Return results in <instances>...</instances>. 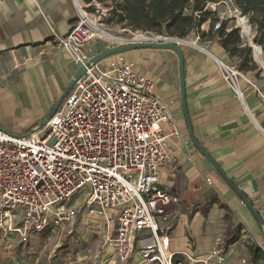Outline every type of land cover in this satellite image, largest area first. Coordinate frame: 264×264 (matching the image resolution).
<instances>
[{"label": "crops", "instance_id": "obj_1", "mask_svg": "<svg viewBox=\"0 0 264 264\" xmlns=\"http://www.w3.org/2000/svg\"><path fill=\"white\" fill-rule=\"evenodd\" d=\"M77 9L73 0H0V128L3 130L22 135L34 129L78 70L68 51L54 46V38L66 34L73 20H77ZM183 42L190 43L181 45L190 128L224 176L192 143L180 99L175 52L168 48H137L121 53L133 64L136 73L152 80L154 93L167 104L173 116V121L162 125L167 135L168 162L159 173L161 185L177 197L168 233L170 248L174 250L173 261L214 264L208 254L221 244L225 254L222 264H261L264 259L252 258V251L264 253L263 228L225 178L246 195L264 221V54L256 53L259 71H239L234 89L219 69L218 61L235 64L218 37L196 45L189 38ZM113 45L92 38L83 50L93 57ZM173 128L180 137L172 133ZM206 178L211 180L210 185ZM226 210L229 220L224 218ZM113 214L114 211L108 212L109 217ZM84 222H87L85 229ZM75 223L78 242L60 233L61 239L74 245L57 243L56 259L47 256L41 263L92 264L102 256L101 264H151L143 261L138 252L128 261L119 262L109 247L101 248L98 235L105 230L104 218H90L84 211ZM228 226L233 229L234 237L225 244ZM112 229L109 226L106 232ZM45 231L32 235L25 245L18 243L19 254L26 258L31 246L42 240L40 236L45 237ZM83 245L85 249L80 250ZM11 247L8 245L7 249ZM188 253L190 258L185 256Z\"/></svg>", "mask_w": 264, "mask_h": 264}, {"label": "built area", "instance_id": "obj_2", "mask_svg": "<svg viewBox=\"0 0 264 264\" xmlns=\"http://www.w3.org/2000/svg\"><path fill=\"white\" fill-rule=\"evenodd\" d=\"M204 10L214 16L202 22L208 26L205 32L211 27L218 37L221 28L237 29L249 38V14L235 0L209 1ZM94 35L77 17L66 34L54 38V46L66 49L85 71L45 125L22 135L0 128V231L8 240L14 233L23 245L44 230L78 242L75 221L85 211L90 218H104L105 230L98 235L101 248L109 247L119 262L138 252L151 264H175L168 233L177 197L159 181L168 162L162 125L173 116L154 93L152 80L136 73L121 53L86 66L91 57L83 48ZM186 37L151 33L128 40L181 46L190 44L183 42ZM198 38L196 33L191 44ZM218 65L235 89L239 70L223 61ZM172 133L180 137L176 128ZM206 183L211 180L206 178ZM109 211H114L112 217ZM108 225L112 232H106ZM185 256L190 258L189 253ZM208 257L222 264L224 247L217 244ZM102 261L100 256L92 264Z\"/></svg>", "mask_w": 264, "mask_h": 264}, {"label": "trees", "instance_id": "obj_3", "mask_svg": "<svg viewBox=\"0 0 264 264\" xmlns=\"http://www.w3.org/2000/svg\"><path fill=\"white\" fill-rule=\"evenodd\" d=\"M209 1L215 0H110L108 10L115 23L126 22L133 29L140 28L146 31L165 32L174 37H184L193 28H198L199 23L208 19L212 21L214 16L204 10V6ZM244 13L249 14V22L255 25L260 34L253 42L260 45L264 51V0H235ZM195 11L198 12L195 14ZM108 19V20H110ZM74 22V20H73ZM207 34L211 33V27ZM218 41L223 50L234 57L245 55L236 69L239 71H254L256 66L252 64L246 52L250 47L243 46L244 40L238 34L237 29L226 31L221 28L217 31ZM202 35L205 34L202 32ZM213 34L210 36L213 38ZM208 41V40H207ZM224 218L229 220L228 210L224 213ZM223 242L231 243L234 237L233 229L226 228ZM258 256L264 258V253L256 250L252 251V258Z\"/></svg>", "mask_w": 264, "mask_h": 264}, {"label": "rangeland", "instance_id": "obj_4", "mask_svg": "<svg viewBox=\"0 0 264 264\" xmlns=\"http://www.w3.org/2000/svg\"><path fill=\"white\" fill-rule=\"evenodd\" d=\"M77 4V15L79 18L82 16L80 15L79 9L83 10L85 12L86 18H83L85 22L90 26V28L95 32L94 39L95 38H100L101 40L105 42H109L110 44H115L116 43H121L123 40H128L132 39L136 36L144 37L146 35H150L151 33L154 34H161V35H166L167 33L162 32H156V31H146L140 28L133 29L130 26L126 24V22H121V23H115L114 18L110 19L112 15H110V12L108 11L110 7L108 6L110 3V0H75L74 2ZM88 16V17H87ZM88 21H87V20ZM110 19V20H108ZM251 24V23H250ZM96 26L99 29H102L104 31H108L112 35L118 37L119 40L117 39H112L109 37H105L101 33H99L95 28L92 26ZM198 28H193L187 35V39L195 40V34H199V38L196 40L197 42H204L207 40L212 39L210 36L212 35L211 33L207 34L205 32V29L207 26V23L205 22L204 24L199 23L197 26ZM203 27V28H202ZM227 31V30H226ZM230 31V30H229ZM202 32L205 34L204 36L202 35ZM139 34V35H138ZM260 32L256 28L255 25L251 24V28L249 31V38L247 37H242V40H244V45L246 47H250L249 51L246 52L248 58L251 59L252 64L256 66V70L259 71L258 64H260L258 61L257 55L254 57L253 52H255V49L258 48L257 54L258 56L264 54V51L262 48L258 47V44L253 42L254 38H257L259 36ZM255 44V46L253 45ZM255 48V49H254ZM245 55H242L239 57L234 56L230 57V59L233 61V63L236 65H239ZM254 70V71H256ZM250 71V70H249ZM80 219V220H79ZM78 219L79 224L82 223L81 218ZM85 225H83L84 229L87 228V222H84ZM45 237L42 235L40 238L42 240L38 241L37 244H34L32 249L26 253V258L19 254V244H18V239L14 235V233L11 234V242L7 240L4 236L3 233L0 231V264H44L41 263V260L46 258L47 256H51V259H56L58 256V246H56L57 243H59L61 246L66 245V244H73L75 242L70 243L67 240L61 239L59 233H53L50 230H46L45 232ZM78 236L83 240L84 244V237L82 236L81 233L78 234ZM42 242V243H41ZM40 243V244H39ZM8 245H12L10 250L7 249ZM74 245V244H73ZM28 246V245H27ZM85 245L80 248V250L85 249ZM8 251H10L8 253ZM263 252H261L262 254ZM257 259H264L263 257L258 256ZM37 261V262H36ZM264 263L263 261L261 264Z\"/></svg>", "mask_w": 264, "mask_h": 264}, {"label": "water", "instance_id": "obj_5", "mask_svg": "<svg viewBox=\"0 0 264 264\" xmlns=\"http://www.w3.org/2000/svg\"><path fill=\"white\" fill-rule=\"evenodd\" d=\"M123 42L124 43H122L121 45H113V46L107 47V49H104V50L98 52L97 54L93 55V57H91L89 59L90 61L86 63V66H88L89 64L97 63L98 61L105 59L110 55H113L116 53H122V52L128 51V50H135L137 48H150V49H152V48H160V49L168 48V49L173 50L175 52L176 56L178 57L180 99L182 101V108H183V112L185 114L184 116H186L188 128L190 130L192 143L199 150V152H201V154L206 159H208L210 161V163L213 165V167L216 168L224 176V174L220 171V168L217 165V163L213 159L210 158V156L207 153V151L205 150V148L200 143H198V141L195 139L193 132L190 128V120H189V116L187 115V112H186L185 86H184L185 71H184V57H183L182 47L178 43L173 42V41H166V42L151 41V42L132 43L129 40H127V41H123ZM84 71H85V67L80 66L78 68V70L76 71L74 76L71 78V80L66 84L65 88L63 89L64 90L63 93L52 104L53 106L51 107L49 112L46 114V116H44L41 119V122H39V124H37V126L34 129L27 131L26 134L31 133L33 131H37V129L41 128L43 125L46 124V122L51 117V115L60 106V104L63 101V99L65 98V96L69 93L70 88L73 86L74 82L77 79H79V77L82 76ZM225 179H226L228 186L234 189V191L239 196L241 202H243L245 204V206H247V208L250 210L252 215L255 216L256 220L262 226L263 231H264V221H263L262 217L259 216V214L255 210V208L253 207L252 202H250V200L246 197V195H244L242 193V191L239 188H237L231 180H229L227 178H225Z\"/></svg>", "mask_w": 264, "mask_h": 264}, {"label": "bare ground", "instance_id": "obj_6", "mask_svg": "<svg viewBox=\"0 0 264 264\" xmlns=\"http://www.w3.org/2000/svg\"><path fill=\"white\" fill-rule=\"evenodd\" d=\"M79 11H80V15H81L83 18H86V16H85V12H84L83 10H81V9H79ZM87 17H88V16H87ZM86 20H87V19H86ZM87 21H88V20H87ZM92 26L95 28V30H97L99 33H101V34L104 35L105 37H109V38H112V39H117V40H119L118 37L112 35V34L109 33L108 31L106 32V31H104V30H102V29L97 28V27L94 26V25H92ZM183 41H184V39H183ZM257 49H258V48H257ZM256 53H257V51H256Z\"/></svg>", "mask_w": 264, "mask_h": 264}]
</instances>
